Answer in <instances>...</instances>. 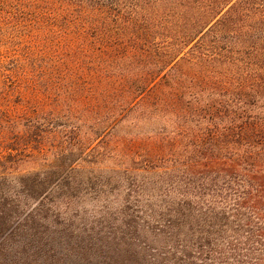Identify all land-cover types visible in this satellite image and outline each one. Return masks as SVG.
Here are the masks:
<instances>
[{
    "label": "trees",
    "instance_id": "16d2710c",
    "mask_svg": "<svg viewBox=\"0 0 264 264\" xmlns=\"http://www.w3.org/2000/svg\"><path fill=\"white\" fill-rule=\"evenodd\" d=\"M0 47L17 96L54 105L32 116H88L56 134L90 150L123 134L166 165L191 246L264 264V0H0Z\"/></svg>",
    "mask_w": 264,
    "mask_h": 264
},
{
    "label": "rangeland",
    "instance_id": "374dc122",
    "mask_svg": "<svg viewBox=\"0 0 264 264\" xmlns=\"http://www.w3.org/2000/svg\"><path fill=\"white\" fill-rule=\"evenodd\" d=\"M1 55L2 47L0 63H8ZM49 57L35 61L49 65ZM1 66L0 264H215L190 245L201 228L174 201L166 165L149 163L142 148L129 151L123 134L99 139L94 150L93 138L66 142L56 134L61 125L80 127L85 140L90 118L32 116L53 103L38 90L17 96Z\"/></svg>",
    "mask_w": 264,
    "mask_h": 264
}]
</instances>
